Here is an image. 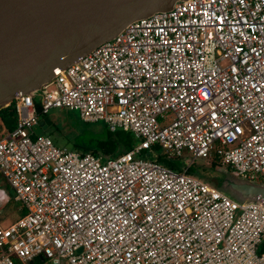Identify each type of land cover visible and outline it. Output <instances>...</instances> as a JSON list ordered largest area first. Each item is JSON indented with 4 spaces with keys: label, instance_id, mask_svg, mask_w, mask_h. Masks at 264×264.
<instances>
[{
    "label": "built area",
    "instance_id": "2783aa9c",
    "mask_svg": "<svg viewBox=\"0 0 264 264\" xmlns=\"http://www.w3.org/2000/svg\"><path fill=\"white\" fill-rule=\"evenodd\" d=\"M13 104L0 175L25 213L0 222V264H264L258 199L138 158L185 151L264 185V0L177 2ZM54 109L138 143L107 160L59 148L33 132Z\"/></svg>",
    "mask_w": 264,
    "mask_h": 264
},
{
    "label": "water",
    "instance_id": "95a60500",
    "mask_svg": "<svg viewBox=\"0 0 264 264\" xmlns=\"http://www.w3.org/2000/svg\"><path fill=\"white\" fill-rule=\"evenodd\" d=\"M187 0H0V110L18 96H39L56 72L79 63L130 23ZM51 126L44 117L35 135ZM219 191L264 205V185L226 168Z\"/></svg>",
    "mask_w": 264,
    "mask_h": 264
},
{
    "label": "trees",
    "instance_id": "16d2710c",
    "mask_svg": "<svg viewBox=\"0 0 264 264\" xmlns=\"http://www.w3.org/2000/svg\"><path fill=\"white\" fill-rule=\"evenodd\" d=\"M0 120L2 123V128L5 132L11 131L15 128L16 122H17V115L14 110V104H12L10 107L0 110ZM137 144V140H135L133 134L131 132H126L122 130H117L116 132H110L107 128H104V130L100 133L99 136L96 137L95 142H92L90 140L86 142L85 145H78L77 149L75 150L81 154L84 153H91L96 156H100L103 158V160L107 159H113L116 158L125 152L131 150L135 145ZM155 153L154 158L151 160V162H155L163 167H166L174 172L180 173L183 172L186 169V173L194 177L196 179H199L209 185L213 188H219L223 182V176L222 179L218 182L213 179H209L208 175H206V169L204 166L195 165L194 162L186 168H180L177 166L175 161H173L171 155H168L163 152V150L159 146H153L150 149L142 152L138 158H141L142 155L148 154V153ZM179 158V157H177ZM146 160V159H145ZM150 161V160H148ZM211 163L209 164L208 169L214 170L215 168L222 166L220 161L217 158H213L210 160ZM227 170L233 173V171L229 167H225ZM0 185L7 186L6 183L3 181V179L0 176ZM8 201L9 205H13L17 207V203L14 200L13 192H9L8 195ZM24 211L19 212V215H24ZM262 251H264V241L262 243Z\"/></svg>",
    "mask_w": 264,
    "mask_h": 264
},
{
    "label": "rangeland",
    "instance_id": "374dc122",
    "mask_svg": "<svg viewBox=\"0 0 264 264\" xmlns=\"http://www.w3.org/2000/svg\"><path fill=\"white\" fill-rule=\"evenodd\" d=\"M45 89L47 91H52L53 86H47ZM46 117L51 121V126H49L45 132H43V135L47 136L55 146L71 151L75 150L74 148L77 149L78 145H85L87 141H89V143L90 140L95 142L96 137L100 135L104 128H107L106 125L101 121L95 123H84L80 120L79 113L77 111H71L68 109L51 110L46 115ZM1 127L2 123L0 120V128ZM154 156L155 153L151 152L142 155L141 159L151 161ZM172 158V160L176 162L175 164L182 169L190 166L192 162H194L196 166L199 165L207 168L206 175H208L209 179L215 178V180L219 182L222 179V176L224 178V174L220 169H225V167L219 166L214 170L208 169L210 167L209 164L211 163L210 160L194 159L191 153L185 151L182 153L181 157ZM1 187L5 189L7 195H9V192H12L8 186H0V188ZM224 193L234 198V196H231L228 192ZM11 209H13L12 205L4 204L0 207V211H3L5 214L4 218L0 217V222L3 226H8L16 218V214H14Z\"/></svg>",
    "mask_w": 264,
    "mask_h": 264
},
{
    "label": "crops",
    "instance_id": "0c3cea01",
    "mask_svg": "<svg viewBox=\"0 0 264 264\" xmlns=\"http://www.w3.org/2000/svg\"><path fill=\"white\" fill-rule=\"evenodd\" d=\"M1 130V132L0 133H2V132H4V130H3V128L1 127L0 128ZM1 176V175H0ZM1 178H2V176H1ZM3 179V178H2ZM3 181L6 183V181L3 179ZM6 185L8 186V184L6 183ZM0 186H3V187H5L4 185H0ZM9 187V186H8ZM10 188V187H9ZM11 189V188H10ZM0 191H3L4 192V196L6 197V200H5V203L4 202H2L1 204H0V207L2 206V204L4 203L5 205H9V201H8V195L6 194V191H5V189L4 188H0ZM12 191V190H11ZM3 197V195L0 193V199ZM17 203V202H16ZM3 204V205H4ZM13 206V205H12ZM19 204L17 203V207L16 206H13V209H11V211H13V213L14 214H16V218L13 220V221H15L20 215H19V212H21L20 210H19ZM1 212V218H4V216H5V214L3 213V211H0ZM10 212V211H9Z\"/></svg>",
    "mask_w": 264,
    "mask_h": 264
}]
</instances>
